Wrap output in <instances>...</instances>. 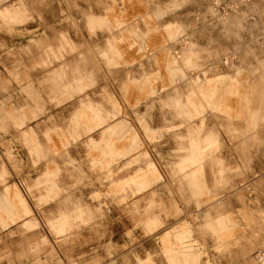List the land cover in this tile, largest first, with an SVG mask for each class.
I'll return each instance as SVG.
<instances>
[{"label":"rangeland","instance_id":"obj_1","mask_svg":"<svg viewBox=\"0 0 264 264\" xmlns=\"http://www.w3.org/2000/svg\"><path fill=\"white\" fill-rule=\"evenodd\" d=\"M263 249L264 0H0V264Z\"/></svg>","mask_w":264,"mask_h":264},{"label":"built area","instance_id":"obj_2","mask_svg":"<svg viewBox=\"0 0 264 264\" xmlns=\"http://www.w3.org/2000/svg\"><path fill=\"white\" fill-rule=\"evenodd\" d=\"M256 259L260 264H264V249L260 252H258Z\"/></svg>","mask_w":264,"mask_h":264},{"label":"crops","instance_id":"obj_3","mask_svg":"<svg viewBox=\"0 0 264 264\" xmlns=\"http://www.w3.org/2000/svg\"><path fill=\"white\" fill-rule=\"evenodd\" d=\"M175 30L177 29V28H180V27H182V26H180V25H177V24H172L171 25ZM177 26V27H176Z\"/></svg>","mask_w":264,"mask_h":264}]
</instances>
